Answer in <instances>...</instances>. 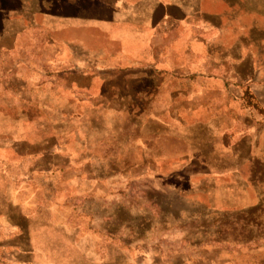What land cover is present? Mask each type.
<instances>
[{
  "label": "rangeland",
  "instance_id": "1",
  "mask_svg": "<svg viewBox=\"0 0 264 264\" xmlns=\"http://www.w3.org/2000/svg\"><path fill=\"white\" fill-rule=\"evenodd\" d=\"M131 3L0 0V264H264V0Z\"/></svg>",
  "mask_w": 264,
  "mask_h": 264
},
{
  "label": "crops",
  "instance_id": "2",
  "mask_svg": "<svg viewBox=\"0 0 264 264\" xmlns=\"http://www.w3.org/2000/svg\"><path fill=\"white\" fill-rule=\"evenodd\" d=\"M127 1V0H125ZM124 0H119V17L124 16ZM134 3H131L130 6H128L129 10L126 12V16H138L139 14L137 13V5L142 1V0H130ZM143 1H148V0H143ZM157 1V0H154ZM181 1V0H178ZM172 6V3L169 2L166 4L161 3L158 1L156 8L152 11L151 17H152V23L150 25V29L153 30L155 34L162 32L161 28L165 31V27L167 22L169 23L170 21L168 20L170 14L167 12L166 6ZM173 6H176L177 8L181 9V7L177 4H173ZM164 7V8H162ZM80 49V47H76ZM124 53H119V59L123 60ZM156 63L153 62L151 65L143 66L145 64H140L138 65L139 67L136 69L137 73L132 76V80L136 81L138 85L141 84V88H136L135 90L128 91L132 92L131 94H128L130 96H137V97H150L153 98L154 96L157 95V91L160 89H163L162 86V81L164 79L163 71L159 69L158 67L161 66H156ZM143 66V67H142ZM126 68L125 66H122L121 63H119V70L122 71ZM148 70V71H145ZM187 77V75H185ZM194 76V75H190ZM190 79V78H189ZM155 81H158V84L155 83ZM185 84H187L185 82ZM185 86V85H184ZM148 93V94H147ZM168 96H171V93H169ZM259 112V111H258ZM262 113V112H259ZM154 119V124L159 125L162 127L161 129L165 130H171L172 128L176 129L178 127H181L183 124V118L181 116L175 114L174 112H171L169 114L162 115L160 114L158 117L156 115L152 116ZM170 132V131H169ZM249 146V145H248ZM247 146V149L249 151V147ZM247 158L252 159V156L250 152H248V155L246 156ZM256 162V159L253 161ZM5 195V193H4ZM3 195V198H1L3 209L7 207V210L3 212V210H0V215H5V214H10L11 210V203L6 199V197ZM24 240V249H25V255H24V261L20 262L21 264H29V259H34L35 252L33 251V241H31V236L30 235H24L22 237ZM34 262V260H33Z\"/></svg>",
  "mask_w": 264,
  "mask_h": 264
},
{
  "label": "trees",
  "instance_id": "3",
  "mask_svg": "<svg viewBox=\"0 0 264 264\" xmlns=\"http://www.w3.org/2000/svg\"><path fill=\"white\" fill-rule=\"evenodd\" d=\"M254 97H253V95L250 93V91L248 90V89H246V90H244V92H243V95L241 96V100H243V104L245 105V106H248V107H251V108H255V109H257L259 112H262L263 110L261 109V106H260V104H259V102L257 101H253L252 99H253ZM248 215H249V213H245V216H246V220H245V222L246 223H253L252 221H254V219L255 218H252L251 216L250 217H248ZM258 221V220H257ZM258 223V222H257ZM263 222H261L260 223V226H261V224H262ZM253 224H256V222L255 223H253ZM263 228V227H262Z\"/></svg>",
  "mask_w": 264,
  "mask_h": 264
}]
</instances>
